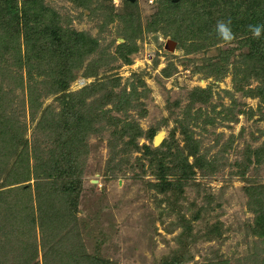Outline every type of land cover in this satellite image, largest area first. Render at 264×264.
<instances>
[{"label":"rangeland","instance_id":"374dc122","mask_svg":"<svg viewBox=\"0 0 264 264\" xmlns=\"http://www.w3.org/2000/svg\"><path fill=\"white\" fill-rule=\"evenodd\" d=\"M220 1L216 3L229 0ZM259 1L236 3L246 7ZM210 2L180 0L173 6L174 17L146 31L145 27L158 23V18H151L158 0H134L133 23L128 16L121 18L130 14L124 0H44L61 28L84 32L99 44L93 58L75 72L66 93L97 84V93L86 99L88 107L109 91L118 93L124 86L130 90L133 83L144 114L130 108L126 117L112 105L104 111L137 123L144 133L152 129L154 136L138 137L134 148L126 147L130 136L119 138L121 124L93 123L85 142L76 143L66 157L82 186L73 196L76 204L67 211L70 215L54 206L45 211L49 225L45 230L35 226L32 231L21 223L11 230V222L16 223L20 214L13 206L16 212L13 208L10 220L12 213L0 203V223L6 215L9 218L7 226L0 225V264H204L218 259L259 264L263 246L249 232L255 215L251 209L256 207L248 208L253 202L246 193V188L264 186V154L258 158L255 153L264 150V104L258 97L264 68L249 58L252 43L259 46L248 30L255 17L247 12L237 18L243 28L231 43L223 42L215 29L210 40L206 31L195 28L216 7ZM258 14L264 19L263 11ZM211 16L218 21L217 15ZM181 22L187 24V31H179ZM128 33L134 37L127 40ZM167 40L176 42L173 52L165 49ZM260 48L264 49V41ZM86 73L90 74L85 77ZM34 75L36 82L44 80ZM12 79L8 76L3 85L16 90L11 94L13 107L22 111L26 123L22 139L28 142L29 181L0 187V198L10 188L13 196L17 187L30 186L34 194L36 184L46 186L39 168L49 162L40 158L48 159L53 149L57 152L52 143L55 133L46 127L40 130V117L33 118L29 110L26 84L20 87ZM56 97H44L43 104L58 114L62 106ZM92 110H97L94 105ZM158 134L162 140L155 145ZM156 155H164L171 167L163 180L172 188L165 192L159 191L164 183ZM180 164L191 167L188 179L181 178ZM3 181L0 174V185ZM215 222L222 225L219 239L208 234Z\"/></svg>","mask_w":264,"mask_h":264},{"label":"trees","instance_id":"16d2710c","mask_svg":"<svg viewBox=\"0 0 264 264\" xmlns=\"http://www.w3.org/2000/svg\"><path fill=\"white\" fill-rule=\"evenodd\" d=\"M134 1V0H133ZM131 0H124V4L130 14H122V19L128 16L129 22L134 21V4ZM180 0H158L156 6L155 16L151 18H158L156 24L145 27L146 31L156 29V25L160 22H167L170 18L174 17L173 6H177ZM220 0H213L214 3L210 13L206 19L201 18L200 23L195 27L199 31H206L207 38L212 39L211 33L214 31L216 23L212 21L211 14L218 16V21L231 20L232 31L234 34L243 28L238 17L246 15L247 12L255 17L250 20L251 24H264V19L260 18L258 13L264 12V0L259 4L246 6L244 4L238 5L237 0H229L221 5ZM133 5V6H132ZM252 7V8H251ZM44 4V0H0V174L4 176V181L0 187H9L10 185L25 183L29 181L27 173L29 170L25 168L28 165L29 158L27 154L28 142L22 139L23 131L26 123L20 109H15V98L11 97L16 90H10L3 83L10 78L18 82V86L23 87L25 83L27 90L28 107L34 117H40L37 126L40 130L46 129L53 130L55 137L52 141L55 144L57 152L52 150L48 159L41 161H48L39 172L45 176L47 183L46 186L36 184L35 192L32 194L30 186L17 187L12 196V189H7L1 194L0 203L4 202L6 209L10 213L13 211V206L16 207L17 212L20 214L17 222L11 221V230L14 229L18 223L22 226H29L30 230L37 226L40 231L45 230L48 223L45 217V211L54 206L58 209L64 208V215H70L67 211L76 204L73 196L78 194L81 189V181L73 172L67 163L66 157L74 152L76 143H83L86 140L87 132L94 127L93 123L98 121H105L107 125L116 123L118 126L121 124V134L119 138L122 139L129 134V143L135 147L136 139L145 136L149 140L154 136V130L150 129L144 133L139 128L138 124L127 120L121 121L115 117L110 116L112 110L122 112L127 117L130 108H141L143 106L140 100L141 95L137 92L135 84H130V90L124 86L118 93L109 91L102 97L95 99L88 107H85L86 99L97 93L94 88L96 85L89 88H84L78 93H66L70 83L75 79V72L79 71L85 60H90L93 55L99 50V44L96 39L91 38L84 32H78L71 28H61L59 26V19L54 12ZM251 9L250 11H248ZM136 10V9H135ZM220 12H225V15L220 16ZM109 19H107L108 21ZM181 22L179 31L187 29L188 27ZM139 29V27L137 28ZM178 31V30H177ZM178 31V32H179ZM187 31V30H186ZM137 32V31H136ZM135 32V35H136ZM214 34V33H213ZM239 35V34H238ZM237 36V35H235ZM132 36L130 33L126 34L128 40ZM207 39V40H208ZM264 41V34L258 39L259 46L252 43L249 58L254 61L255 65L264 68V49L260 48L261 42ZM126 46V45H125ZM122 47H124L122 45ZM252 53V54H251ZM96 61V60H95ZM126 62L129 60L126 58ZM22 68L25 69V78L22 76ZM15 69V70H13ZM34 71V72H33ZM37 76L43 77L44 80L36 82L34 79ZM92 73V72H90ZM84 76H88V74ZM94 73V72H93ZM264 76V69H263ZM264 79V77H263ZM114 85V84H111ZM139 85H144L139 82ZM114 86H118L115 84ZM43 88L48 90L43 93ZM105 88V87H104ZM101 91V90H99ZM49 95H58L55 101H58L59 106H62L60 113H56L51 105L44 106L43 98ZM145 96V95H144ZM258 97L261 103L264 104V83L259 89ZM205 100V99H204ZM204 102L203 100H201ZM206 101V100H205ZM23 100H20L22 104ZM94 109L92 110V106ZM112 105V110H105L104 107ZM83 106V111L81 110ZM87 108V109H86ZM90 108V109H89ZM10 111V112H8ZM52 117L48 119L49 115ZM54 148V147H53ZM149 154V148L144 146ZM257 157L264 154V150L258 149L255 151ZM58 159H55V156ZM195 156V153L192 154ZM157 156V157H156ZM154 161L158 169L159 178L164 183L159 188L160 192H165L167 189L172 188L170 182H165L164 177L171 170L170 165H167L165 156L159 157L156 155ZM17 158L14 164L9 165L11 159ZM181 167L180 173L184 179L192 174V169L188 165H179ZM37 171V169H36ZM4 173V174H3ZM22 174V175H20ZM169 175V174H168ZM80 181V183H79ZM13 182V183H12ZM170 186V187H169ZM246 193L250 198L251 205L248 208L256 207L252 223L249 226L251 236H254L262 243L263 256L259 264H264V186L258 185L252 188H246ZM14 212H16L14 208ZM63 215V217H64ZM50 217V216H49ZM4 223H0L1 227L7 226V221L13 218V213L6 215ZM13 220V219H12ZM221 223L215 222L209 226V235H213V239H219L222 236ZM5 236L9 234H4ZM37 257V256H35ZM204 264H229L227 260H211Z\"/></svg>","mask_w":264,"mask_h":264},{"label":"clouds","instance_id":"9594fccd","mask_svg":"<svg viewBox=\"0 0 264 264\" xmlns=\"http://www.w3.org/2000/svg\"><path fill=\"white\" fill-rule=\"evenodd\" d=\"M248 30L254 39H260L261 35L264 34V24H250ZM215 31L216 35L225 43H231L235 39L230 19L217 21Z\"/></svg>","mask_w":264,"mask_h":264},{"label":"water","instance_id":"95a60500","mask_svg":"<svg viewBox=\"0 0 264 264\" xmlns=\"http://www.w3.org/2000/svg\"><path fill=\"white\" fill-rule=\"evenodd\" d=\"M133 1V0H131ZM175 47H176V42L173 41V40H167L166 42V45H165V49L170 51V52H173L175 50ZM162 140V136L161 134H158L155 138H154V144L155 145H158Z\"/></svg>","mask_w":264,"mask_h":264}]
</instances>
